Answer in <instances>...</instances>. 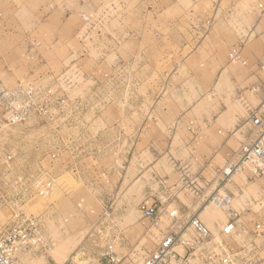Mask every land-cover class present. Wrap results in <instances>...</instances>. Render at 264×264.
<instances>
[{
  "label": "crops",
  "instance_id": "1",
  "mask_svg": "<svg viewBox=\"0 0 264 264\" xmlns=\"http://www.w3.org/2000/svg\"><path fill=\"white\" fill-rule=\"evenodd\" d=\"M253 1L125 0L130 12L122 19L118 34H113L120 36L119 57L124 62L134 59V106L124 98L101 114L94 110L87 113L91 119L86 129L92 131L89 145L95 146L92 143L101 123L105 147L113 146L117 152L101 169L95 158H88L85 171L78 162L73 163L72 172L81 185L82 177H88L91 184L87 186H95L85 189L95 215L84 224L94 228L100 213L107 212L108 220L103 223L119 227V232L124 227L120 238L109 240V249L117 241L126 247L117 250V258L105 253L108 264H140L144 251L132 246L140 245L144 225H152L138 209L146 196L160 203L159 223L147 231H157L156 235L149 232L156 244L169 232H181L180 221L164 219L168 218L166 205H171L181 218L197 216L213 242L220 239L235 247L246 244L252 249L253 264H264V176L252 179L247 167L226 183L221 175L253 138L250 115L264 112V0H260V14L253 12ZM30 2L0 0V44L5 41L13 47L15 38L26 37L28 32H24L18 15L28 10L26 4ZM69 4L76 13L78 0ZM210 19L213 23L207 30L205 23ZM42 36L50 41H43L40 47L62 51L65 40L73 37V29L65 27ZM234 51L239 60L228 59L227 54ZM184 52L188 55L178 60ZM114 134L118 137L112 141ZM216 191L232 198L231 206L237 213L233 239L221 236L228 217L224 215V221L210 204L201 205V197ZM57 214L49 207L42 215L49 234L58 225L68 224ZM116 214L118 221H109ZM256 224L260 230L255 229ZM191 234L187 230L186 235ZM50 236L55 237L54 233ZM67 243L72 242H65L66 249L58 252L59 261L47 256L51 264L64 262L72 251ZM182 249L177 247L176 251L182 255ZM33 255L31 250H22L16 262L30 264Z\"/></svg>",
  "mask_w": 264,
  "mask_h": 264
},
{
  "label": "rangeland",
  "instance_id": "2",
  "mask_svg": "<svg viewBox=\"0 0 264 264\" xmlns=\"http://www.w3.org/2000/svg\"><path fill=\"white\" fill-rule=\"evenodd\" d=\"M253 2V12L260 14L262 3L260 0ZM69 3L70 0H45L40 3L31 0L26 4L28 10L18 15L24 32H28L26 37L15 38L13 47H8L5 41L0 44V81L6 88H12L19 82L32 86L50 85L53 79L63 77L62 83L53 85L56 91L48 101L50 115L44 121L33 114L25 124L10 128L5 126L0 111V228L10 219L11 208L42 219L43 213L54 207L57 216L68 222L49 230L50 234L54 233L53 239L42 224L44 238L53 247L45 254L31 250L34 255L29 259L30 264H51L47 256L56 259L58 252L66 249L65 242L70 240L72 243H67L66 247H72V251L59 264H108L104 257L109 252L117 258V250L126 247L117 241L109 249V240L120 238L124 227L119 232V227L103 223L108 220L105 212L100 213L99 223L94 228L84 224L83 221L95 215L85 196L86 186L91 181L87 182L88 177H82L81 185L72 172H75L73 163L78 162L85 171L89 167L85 165L88 158H95L101 169L105 160L114 157L117 152L113 146L105 147L106 138L101 123L98 126L101 130L95 129L97 133L94 132L96 142L92 144L95 146L89 145V134H92L86 129L91 119L89 112L94 110L101 114L107 106H117L124 98L129 100L125 103L134 106V59L124 62L119 57L120 36L113 34L122 28V19L130 12V7L125 0H78L77 12L72 13ZM212 23V19L206 21L205 28L209 30ZM70 26L73 37L65 40L62 51L40 47L44 45L43 41H50L42 35ZM189 48H192L191 44ZM187 55L184 52L179 59H175H184ZM229 55L230 52L228 59ZM108 68L110 70L106 72ZM16 78L19 79L15 81ZM75 113L78 115L74 116ZM111 136L112 141L118 137L116 134ZM47 177L50 180L49 190L44 196H38L34 192L36 184L44 182L46 187L49 183ZM24 189L33 192L28 199L24 197ZM98 199L101 200V197ZM166 206L167 212L176 210L171 205ZM210 207L215 214L223 216V220L224 215L227 216L213 204ZM118 217L119 214L110 216L109 221L115 223ZM164 219L169 220V217ZM150 227L153 226L144 225L140 245L132 246L138 245L139 250L144 251L139 256L140 261L157 245L150 235H156L157 231L152 228L151 233L147 232ZM226 244L233 245L232 242Z\"/></svg>",
  "mask_w": 264,
  "mask_h": 264
},
{
  "label": "built area",
  "instance_id": "3",
  "mask_svg": "<svg viewBox=\"0 0 264 264\" xmlns=\"http://www.w3.org/2000/svg\"><path fill=\"white\" fill-rule=\"evenodd\" d=\"M262 8V6H259ZM230 60H239L237 52H231ZM75 67V65H73ZM63 82V77L53 79L50 85H25L17 83L12 88H6L0 81V111L6 127H16L25 124L33 114L41 120L50 115V97L56 88L55 84ZM78 114L75 113L74 116ZM253 128V138L244 145L237 159L223 168L221 175L223 182L243 167L250 170L251 178L258 179L264 176V112L251 114L248 118ZM55 157V156H53ZM46 187L44 182L36 184L35 194L44 196L49 190L50 180L47 177ZM43 184V185H42ZM43 186L40 188V186ZM24 197L28 199L33 192L24 189ZM201 205L213 204L224 211L228 221L221 230V236L233 239L237 229V213L231 206L232 198L229 194L214 192L207 197H201ZM158 200L146 196L139 204L142 218L150 219L152 226L158 225ZM11 208V207H10ZM10 219L0 228V264H17L16 256L22 250H35L42 253L49 251L53 244L44 238L42 229L43 219L23 214L11 208ZM168 217L180 221V233L169 232L157 243L156 248L144 255L140 264H253L252 249L246 244L230 246L218 240L213 242L210 232L197 216L181 218L176 210L167 212ZM104 215H108L107 212ZM260 224L255 229L260 230ZM192 234L187 236V230ZM187 236V237H186ZM251 246V245H249ZM177 247L183 248V254L176 251Z\"/></svg>",
  "mask_w": 264,
  "mask_h": 264
}]
</instances>
